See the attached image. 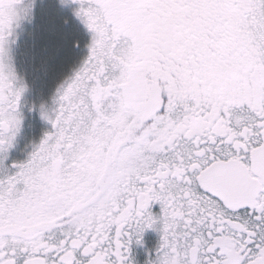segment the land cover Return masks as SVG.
<instances>
[{
  "label": "snow or ice",
  "instance_id": "snow-or-ice-1",
  "mask_svg": "<svg viewBox=\"0 0 264 264\" xmlns=\"http://www.w3.org/2000/svg\"><path fill=\"white\" fill-rule=\"evenodd\" d=\"M71 2L89 55L10 172L26 91L10 43L32 4L0 0V264H132L147 229V264H264V0ZM109 131L113 172L81 187Z\"/></svg>",
  "mask_w": 264,
  "mask_h": 264
},
{
  "label": "rangeland",
  "instance_id": "rangeland-1",
  "mask_svg": "<svg viewBox=\"0 0 264 264\" xmlns=\"http://www.w3.org/2000/svg\"><path fill=\"white\" fill-rule=\"evenodd\" d=\"M26 3L32 4L31 14L29 18L21 22L13 38L14 42L10 43V56L14 68L26 86L20 107L21 129L15 138L17 143L9 149V151L15 149V152L8 151L5 161V167H9L10 172L15 171L10 168V165L26 161L33 151V146L39 144L32 143L24 148V143H20V140L41 141L42 131H51L50 124L46 121V126L42 121L44 119L41 116V107L48 106L49 112L55 107L53 98L58 88L70 79L87 59L92 39V33L75 15L78 5L71 0H64L63 3L62 0H26ZM61 24L64 32L60 30ZM54 27L56 35L60 34V36L53 37L54 43L50 40L52 44L50 45L47 43L48 38H51L48 31ZM43 43H47L49 48L54 46V49L58 50L59 55L55 57L56 61L46 62L43 59L46 54L44 53L43 56L41 53ZM72 43L73 49L70 50L69 44ZM73 64H75L74 67H72ZM64 65H66L65 68H63ZM74 69L75 72L72 75ZM28 108L33 109L30 111L32 121L28 120ZM28 127L32 131L31 135L27 130Z\"/></svg>",
  "mask_w": 264,
  "mask_h": 264
},
{
  "label": "flooded vegetation",
  "instance_id": "flooded-vegetation-1",
  "mask_svg": "<svg viewBox=\"0 0 264 264\" xmlns=\"http://www.w3.org/2000/svg\"><path fill=\"white\" fill-rule=\"evenodd\" d=\"M74 65L75 64H73L72 67H74ZM73 72H75V69L72 71V75ZM47 107L48 106L44 107L46 111H48ZM31 109L32 108H28L29 121H32L30 112ZM42 121L47 126V122L45 120ZM114 127L118 128L120 127V125H115ZM27 130L31 135L32 131L30 127H28ZM125 131H128V129H125ZM46 132L48 131H42V138L43 134H45ZM122 136H124V133L117 132L116 136L113 137L111 131H109L104 135L103 139L89 138L87 141V150H82V155L79 157V159L82 161L80 174L77 176H72L70 177V179H72L74 182H79V180L86 175L87 180L85 181V184L81 185V187L91 185L93 182L96 185H100L101 183H103L106 177H108L113 172V164L116 152L119 149L120 145L124 142V140L121 139ZM124 139H127V137H124ZM14 143L16 144L17 140H15ZM20 143H24L23 147H26L29 144L32 145V143H40V141L25 139L20 140ZM14 152L15 149L9 151V153ZM92 191H94V189L89 187L88 191L85 192V195H90ZM152 211L154 214H159V206H154ZM156 227L158 228L159 226L157 225ZM159 241V233L153 229H147L142 235V242L140 244H136L135 242H133L131 245L130 261L132 262V264H147L149 260H154L155 249L157 248Z\"/></svg>",
  "mask_w": 264,
  "mask_h": 264
},
{
  "label": "trees",
  "instance_id": "trees-1",
  "mask_svg": "<svg viewBox=\"0 0 264 264\" xmlns=\"http://www.w3.org/2000/svg\"><path fill=\"white\" fill-rule=\"evenodd\" d=\"M53 6V5H52ZM66 23H67V20H66ZM70 24V23H69ZM63 25L61 24V26H60V30L61 31H63L64 32V28L62 27ZM49 29V28H48ZM58 29V28H57ZM69 29H71V27L69 28ZM55 31H56V29H55V27H54V29L52 28L51 30H49L48 32L50 33V35H51V38L49 39L48 38V40H47V43H50V40H51V43H54V41L52 40V38L53 37H56V36H60V34H57L56 35V33H55ZM54 32V33H53ZM46 36V35H45ZM45 42V41H44ZM47 43L45 44V43H43V48H42V51H41V53L43 54V56H44V53H46L45 54V56L43 57V59L44 60H46V62L48 61V62H54V61H56V59H55V57H57L58 55H59V53H58V50H56V49H54V46L52 47V46H50V48L47 46ZM50 43V45H52ZM69 49L70 50H72L73 49V43L72 44H69ZM67 47H68V44H67ZM54 52H55V55H54ZM41 58H42V56H41ZM64 59V58H63ZM61 61H62V59H61ZM61 61L59 62V64L61 63ZM66 67V65H64L63 66V68H65ZM52 68V67H51ZM54 68V67H53Z\"/></svg>",
  "mask_w": 264,
  "mask_h": 264
}]
</instances>
